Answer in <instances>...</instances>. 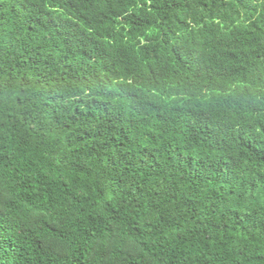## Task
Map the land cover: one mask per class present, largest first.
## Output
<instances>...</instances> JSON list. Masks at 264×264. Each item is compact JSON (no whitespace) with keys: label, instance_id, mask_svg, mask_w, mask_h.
I'll return each mask as SVG.
<instances>
[{"label":"trees","instance_id":"obj_1","mask_svg":"<svg viewBox=\"0 0 264 264\" xmlns=\"http://www.w3.org/2000/svg\"><path fill=\"white\" fill-rule=\"evenodd\" d=\"M0 264H264V0H0Z\"/></svg>","mask_w":264,"mask_h":264}]
</instances>
